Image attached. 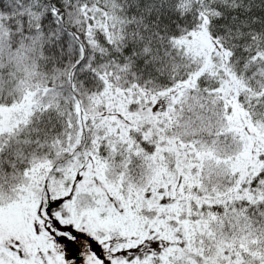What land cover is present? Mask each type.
Instances as JSON below:
<instances>
[{"label": "snow or ice", "instance_id": "1", "mask_svg": "<svg viewBox=\"0 0 264 264\" xmlns=\"http://www.w3.org/2000/svg\"><path fill=\"white\" fill-rule=\"evenodd\" d=\"M0 264H264V0H0Z\"/></svg>", "mask_w": 264, "mask_h": 264}]
</instances>
